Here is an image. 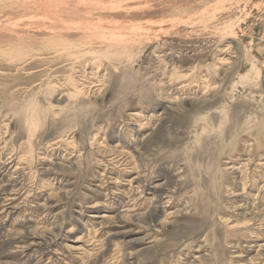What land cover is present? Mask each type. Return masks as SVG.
Masks as SVG:
<instances>
[{
	"label": "rangeland",
	"instance_id": "rangeland-1",
	"mask_svg": "<svg viewBox=\"0 0 264 264\" xmlns=\"http://www.w3.org/2000/svg\"><path fill=\"white\" fill-rule=\"evenodd\" d=\"M0 264H264V0H0Z\"/></svg>",
	"mask_w": 264,
	"mask_h": 264
}]
</instances>
